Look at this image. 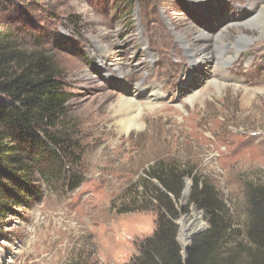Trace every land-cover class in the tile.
<instances>
[{
  "label": "rangeland",
  "instance_id": "1",
  "mask_svg": "<svg viewBox=\"0 0 264 264\" xmlns=\"http://www.w3.org/2000/svg\"><path fill=\"white\" fill-rule=\"evenodd\" d=\"M1 1L0 22L23 47L52 55L63 72L76 154L68 165L81 182L41 183L39 200L0 237V264L129 263L156 229L144 180L159 161L215 184L246 228L250 187L264 186V160L253 158L264 152V10L241 16L248 0H133L131 10L121 0ZM196 28L219 35L218 51L230 57L192 65ZM222 72L228 80L211 83ZM154 92L155 110L123 127L120 97L144 100ZM195 209L207 229L195 205L182 215Z\"/></svg>",
  "mask_w": 264,
  "mask_h": 264
},
{
  "label": "trees",
  "instance_id": "2",
  "mask_svg": "<svg viewBox=\"0 0 264 264\" xmlns=\"http://www.w3.org/2000/svg\"><path fill=\"white\" fill-rule=\"evenodd\" d=\"M124 1L131 10L133 0ZM2 1L0 0V7ZM0 13V21L3 18ZM54 57L23 47L0 22V237L13 219L24 217L42 194L41 183L81 182L74 163L75 143L66 127L72 94ZM71 164V165H72ZM144 180V195L158 211L156 229L139 242L126 264H264V186L249 190L245 229L215 184L181 165L157 162ZM193 180L188 205L180 209L186 178ZM156 179L165 190L152 183ZM192 205L209 227L192 241L185 260L178 219ZM242 238V240H239Z\"/></svg>",
  "mask_w": 264,
  "mask_h": 264
},
{
  "label": "bare ground",
  "instance_id": "3",
  "mask_svg": "<svg viewBox=\"0 0 264 264\" xmlns=\"http://www.w3.org/2000/svg\"><path fill=\"white\" fill-rule=\"evenodd\" d=\"M248 1H249L248 2V9L245 10V12L241 16L245 17V15H247V14L248 15L251 13L254 14L255 11L264 10V0H248ZM242 23L245 25L248 24L250 26L255 25V22L253 21V19L243 20ZM235 24H238V23H235ZM224 25H226V24H224ZM231 25H233V24H230V26ZM225 29H228L227 25H226ZM194 32H195V34H193V35H195L194 37H195L196 43L193 45V47H190V49L188 51L190 54L189 60L191 61L192 65H197V64L202 65L204 63H211V64L218 63L219 62V59H218L219 56H221L223 59L230 57L228 55V53L225 54V53H220L218 51V48H219L218 44L221 42L219 35L218 36L216 35L214 37L213 34H210L211 32L209 33L208 31H205L203 29L202 30L197 29V28H196V30H194ZM179 33L177 35L180 37V39H183V37H184V40L187 39V37L183 36L184 34H181V33L179 34ZM216 38H219V40H217ZM212 44H214L215 47H212ZM240 45L241 44H237L236 47L238 49H240L241 48ZM120 75L123 76L122 73H120ZM221 77H222V80L219 81V79L215 77V79H213L211 83H215V85L218 83L219 85L222 86L221 81L229 78V75L226 74L225 72H222ZM139 85L140 84H137L135 86V88L137 89L139 87ZM247 88H246V96H248L251 93V89H247ZM154 91H157V90H154ZM150 95H152V94H150ZM158 99H159V95L155 92L153 93V95L151 97L144 98V100H141V98L137 97L136 94L131 95V93H130V95H125V96L120 97V99H119L120 109L118 111L117 120L127 130H129L131 127L133 128V126L136 125L138 122V117L141 115V113L144 110H146V108H148L149 111L155 110V104L158 103ZM263 153L264 152L261 149H259L258 155L253 156V158L258 159L259 161L264 160V154ZM251 156L252 155L247 154L245 157L244 156H242V157L246 160H251V158H252ZM204 227H205V223H204L203 215L195 209L193 214L188 215L183 222L184 233H183L182 239L185 241V244L188 242V237L191 234H193V232H196L197 230L204 228Z\"/></svg>",
  "mask_w": 264,
  "mask_h": 264
},
{
  "label": "water",
  "instance_id": "4",
  "mask_svg": "<svg viewBox=\"0 0 264 264\" xmlns=\"http://www.w3.org/2000/svg\"><path fill=\"white\" fill-rule=\"evenodd\" d=\"M156 183L161 187V189L165 190L163 188V186L156 181ZM191 187H192V182L190 180H187L186 181V187L183 191V194H182V198H181V204L183 205L184 203L188 202L189 200V195H190V191H191ZM202 214V212H200ZM203 215V214H202ZM188 215H182L181 218L179 219V221H177V224L181 227L180 229V234H179V241L182 239V236H183V233H184V229H183V222L185 220V218L187 217ZM206 229V227L204 228H201L199 230H197L196 232H193V234H191L189 237H188V242L184 245H182L183 247V250H184V256H185V260L188 259V250H189V247L191 246V243L193 241V239L199 234L201 233L202 231H204Z\"/></svg>",
  "mask_w": 264,
  "mask_h": 264
}]
</instances>
